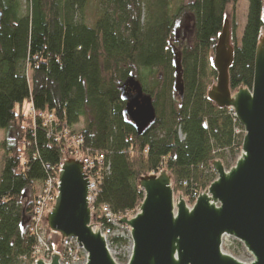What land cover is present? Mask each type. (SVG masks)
<instances>
[{"label": "trees", "instance_id": "obj_1", "mask_svg": "<svg viewBox=\"0 0 264 264\" xmlns=\"http://www.w3.org/2000/svg\"><path fill=\"white\" fill-rule=\"evenodd\" d=\"M27 1L24 13L21 0H0V264L35 262V201L76 149L96 165L103 156V169L96 166L97 210L108 205L125 216L139 211L144 176L167 171L174 193L191 201L216 180L214 161L237 162L244 128L234 111L209 98L218 77L213 59L229 19L230 88L252 89L264 0H248L240 42L238 0H98L92 21L90 0ZM188 20L191 32L180 41L177 32ZM173 40L180 41L183 95L174 89ZM136 83L155 110L142 130L125 112L124 96ZM25 101L34 114L23 112ZM82 120L84 127L76 130ZM76 136L83 138L77 147ZM101 221L98 212L93 223ZM114 242L129 243L122 237Z\"/></svg>", "mask_w": 264, "mask_h": 264}, {"label": "water", "instance_id": "obj_2", "mask_svg": "<svg viewBox=\"0 0 264 264\" xmlns=\"http://www.w3.org/2000/svg\"><path fill=\"white\" fill-rule=\"evenodd\" d=\"M1 16V13H0ZM230 20L225 21L215 47L213 66L218 77L209 98L219 107L234 111L244 128L242 153L227 170L213 162L217 178L189 207L183 196L175 197L167 171L141 178L144 200L138 213L121 217L131 228L132 255L127 264H264V32L257 47L252 89L232 93L229 69L234 61ZM175 52L174 89L184 92L181 53ZM124 98L130 122L142 130L155 119L151 97L139 84ZM59 169V193L48 211L47 224L62 238H75L87 255L86 264H119L104 236L94 231L88 197V176L83 160L65 158ZM225 237L241 242L254 260L244 263L223 251ZM39 257L36 264H60Z\"/></svg>", "mask_w": 264, "mask_h": 264}, {"label": "built area", "instance_id": "obj_3", "mask_svg": "<svg viewBox=\"0 0 264 264\" xmlns=\"http://www.w3.org/2000/svg\"><path fill=\"white\" fill-rule=\"evenodd\" d=\"M31 113H35L34 108H31ZM51 118L52 116L50 115V118L47 119V123L49 122V119L51 120ZM73 138L75 141V143L73 144L76 147L83 144V138L81 136H76ZM72 156L74 158L83 160L84 172L87 173L85 174V176H88L89 181L87 200L91 209L93 229L94 231H98L99 229V232L104 236L106 240L107 247L111 255L115 258L114 255H116L117 250H119V246L115 244L114 238L122 237L124 239H128L129 243L132 244L131 228L128 225L122 223V220L120 219L125 215L114 213L108 205H103L102 207H100V210H97L95 206L97 197L100 192V176L98 174V171H96V166L100 167L101 170L103 169V156L96 158L97 160L99 159L98 165H96L93 157H91L90 155H85L78 149L72 152ZM65 158H67V156L63 158V161ZM63 161L58 168L57 177H51L48 179L45 187L39 193L35 201V212L32 219V231L38 239L41 238V234H43V228L44 226H46L45 221L47 222L48 211L52 210L53 203L56 202V195L59 193V169L63 168ZM201 194H194L193 199L191 200L192 206L195 204L196 200ZM98 212L102 221L93 223V218L96 217V214ZM126 217L129 218L128 216ZM61 244L63 246V252L59 253L61 256L60 264H62L63 262H65L66 264H73L74 261H78L77 252H84L75 238H62ZM48 250L50 251V248H48ZM84 254L87 260V255L85 252Z\"/></svg>", "mask_w": 264, "mask_h": 264}, {"label": "rangeland", "instance_id": "obj_4", "mask_svg": "<svg viewBox=\"0 0 264 264\" xmlns=\"http://www.w3.org/2000/svg\"><path fill=\"white\" fill-rule=\"evenodd\" d=\"M185 3L191 2L193 0H182ZM177 4L181 2V0H175ZM22 3V10L24 13H26L28 9V1L27 0H21ZM248 7L249 3L248 0H238L237 4V10H236V36L237 41L240 42L241 37L243 35V31L247 22V15H248ZM100 8L98 6V0H90V5L88 7L87 11V17L90 21L94 20L97 15H99ZM264 15V14H263ZM231 23V21H230ZM191 20L186 21L181 28L177 32V39H182L183 41L187 39L189 33L191 32ZM231 27V42H232V26ZM181 41V40H180ZM180 41L177 42V40H173L171 43L173 46H175L176 51H179L181 49L180 47ZM23 112L28 114L31 110V104L29 101H25L23 104ZM17 110H20V107L17 106ZM84 120H82L76 127V130H81L84 127ZM12 135V134H11ZM4 138V131H0V141ZM182 138V136H181ZM242 153V152H241ZM3 159V153L0 152V173L3 168L2 164ZM235 160L232 158H228L226 160L225 168L229 170L232 166L235 165ZM175 197H179V194H175ZM185 199V198H184ZM186 200V199H185ZM189 207L192 206V202L186 200ZM136 214L129 215L128 217L131 218ZM47 223V222H46ZM48 226V224H47ZM44 226L43 228V234H41V238L38 239V245L37 249L35 251V262L30 263L28 260H24L23 264H36V261L39 257H42L45 261H50L52 252L49 251L48 248L53 249V251L61 253L63 252V246L61 244V238L60 234L53 232L49 227ZM223 251L227 254H230L240 260L244 263H250L254 260L253 255L245 248V246L239 242L238 240L232 238V237H225L223 241ZM132 255V244L128 243V245L119 247V250H117V253L115 256L117 262L119 264H127L130 257ZM78 261H74L73 264H86V257L84 252L78 251L77 252ZM63 262V261H62ZM62 264H66L63 262Z\"/></svg>", "mask_w": 264, "mask_h": 264}]
</instances>
